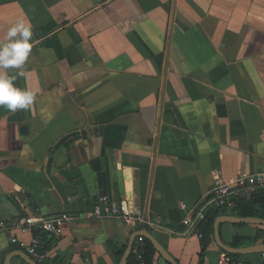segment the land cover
<instances>
[{"label": "crops", "instance_id": "0c3cea01", "mask_svg": "<svg viewBox=\"0 0 264 264\" xmlns=\"http://www.w3.org/2000/svg\"><path fill=\"white\" fill-rule=\"evenodd\" d=\"M20 19L33 47L14 84L35 98L0 106V221L75 216L45 264H119L142 232L178 264H264V251L227 253L215 232L200 257L204 217L186 225L181 206L206 208L217 175L264 172V0H0V40ZM103 195L152 225L86 216ZM260 231L220 226L230 247ZM11 235L32 239L0 230V264H29ZM148 264L169 263L157 251Z\"/></svg>", "mask_w": 264, "mask_h": 264}, {"label": "built area", "instance_id": "2783aa9c", "mask_svg": "<svg viewBox=\"0 0 264 264\" xmlns=\"http://www.w3.org/2000/svg\"><path fill=\"white\" fill-rule=\"evenodd\" d=\"M264 187V172H256L253 174L240 175L234 184H229L217 175L214 184L210 191V197L207 205L213 204L220 208L234 209L237 207V200L240 197L251 196L258 188ZM182 208L187 211L184 223L192 226L199 218L204 217L205 207L198 214H194L189 210L186 204H181ZM88 217L121 219L131 226H147L152 225L143 213L131 206L127 199L117 202L109 196L103 195L97 201L94 209L87 214ZM75 216L65 211L59 215L46 216L41 213H36L27 216H21L11 220H1L0 230L11 232L19 230L23 233L32 234L30 243L24 244L20 242L17 235H11L10 239L13 244H19L25 247L26 253L29 254L38 264H44L48 258L46 251H41L40 238L36 232H45L52 236H60L64 233L66 222L74 219ZM144 236L138 238L135 253L141 259V246L144 245ZM220 264H227V259H224Z\"/></svg>", "mask_w": 264, "mask_h": 264}, {"label": "trees", "instance_id": "16d2710c", "mask_svg": "<svg viewBox=\"0 0 264 264\" xmlns=\"http://www.w3.org/2000/svg\"><path fill=\"white\" fill-rule=\"evenodd\" d=\"M227 208H220L213 204L206 206L204 210V218L201 220L197 226L198 233L202 241V249L200 252V257H204L205 252L211 243L214 240V223L215 220L220 216L228 215ZM233 215L240 218H249L255 217L261 220H264V187L258 188L251 196L249 197H240L237 200V207L231 212ZM36 235L40 238V247L41 251L48 252L51 248V244L54 241L52 235L45 232H36ZM259 239L264 241V233L260 231L256 238H241L236 237L234 241L230 244L232 247H241L246 245L255 244ZM135 244L132 252L129 255L127 264H148L151 263L154 254L157 253L155 246L146 238L144 239V245L140 247L142 251V258L140 259L135 253ZM126 247H123L119 251H116L118 259H121L125 252ZM232 258V261H236L239 257L238 255L228 254ZM48 259V258H47ZM65 259L62 257L56 258L54 260L55 264H62ZM47 261V260H46ZM46 263V262H45ZM44 263V264H45Z\"/></svg>", "mask_w": 264, "mask_h": 264}, {"label": "clouds", "instance_id": "9594fccd", "mask_svg": "<svg viewBox=\"0 0 264 264\" xmlns=\"http://www.w3.org/2000/svg\"><path fill=\"white\" fill-rule=\"evenodd\" d=\"M33 36L31 25L20 19L7 31L0 40V106L10 113L18 109L27 110L34 102L35 93L28 89L16 87L14 81L25 75L23 65L29 58L33 47L30 42ZM9 69H17L15 75H9Z\"/></svg>", "mask_w": 264, "mask_h": 264}, {"label": "water", "instance_id": "95a60500", "mask_svg": "<svg viewBox=\"0 0 264 264\" xmlns=\"http://www.w3.org/2000/svg\"><path fill=\"white\" fill-rule=\"evenodd\" d=\"M224 222H234V223H244V222H251V223H259L264 225V220L255 218V217H249V218H240L235 216H220L216 219L214 224V230H215V238L219 244V246L226 251L227 253H249V252H256V251H264V244H258L256 246H249L245 248H232L228 246L221 238L220 235V226ZM144 236L147 240H149L156 248L158 253L169 263V264H178L176 260L166 251V249L156 240L151 234L147 232L139 233L135 236V238L131 241L130 246L126 250L124 256L122 257L119 264H127V260L129 258V254L132 251L134 242L136 238ZM21 257L25 259L29 264H38L29 254H27L24 251H20L18 253ZM11 256L7 258L5 264H10Z\"/></svg>", "mask_w": 264, "mask_h": 264}]
</instances>
